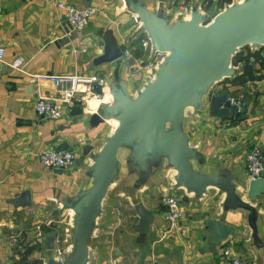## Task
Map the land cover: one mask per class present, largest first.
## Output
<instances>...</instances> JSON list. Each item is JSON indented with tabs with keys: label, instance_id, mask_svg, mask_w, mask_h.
<instances>
[{
	"label": "water",
	"instance_id": "water-1",
	"mask_svg": "<svg viewBox=\"0 0 264 264\" xmlns=\"http://www.w3.org/2000/svg\"><path fill=\"white\" fill-rule=\"evenodd\" d=\"M88 1L83 0L84 7ZM114 1L121 3L114 17L128 16L116 28L131 27L133 31L120 43L110 28L95 32L102 43V54L92 66L108 65L109 71L92 91L107 96L108 101L93 110L76 102L66 124L57 128L68 135L52 151H67L104 128L107 134L97 149L81 147L74 166L80 168L85 163V168L76 187L63 189L48 200L56 206L51 215L66 219L62 227L63 254L59 258L54 255L55 232H46L42 264L88 263L102 203L115 183L121 186L118 194L128 201L136 217V243L143 244L151 212L143 207L139 194L165 182L169 190H180L193 201L209 191L214 193L213 201L220 197L216 218L204 225L209 248L217 249L232 232L226 217L238 215L240 225L249 230L247 245L255 264L262 242L257 207L247 201L264 193V178L246 182L243 175L208 158L202 147L193 146L186 114L215 121L236 118L221 106V96L208 99V94L213 85L252 71L248 64L233 66L231 59L243 49L249 54L264 49V0L231 1L220 9L219 0H211L204 9V0H188L185 15L168 8L166 0H108ZM142 34L148 43L147 59L155 55H161V59L147 70V82L132 92L136 75L126 72L136 66V61L125 53ZM144 63L136 67L145 70ZM112 121L117 123L114 128ZM61 172L53 169L56 175ZM161 172L165 174L161 176ZM11 205L29 207L28 191L16 195Z\"/></svg>",
	"mask_w": 264,
	"mask_h": 264
},
{
	"label": "crops",
	"instance_id": "crops-1",
	"mask_svg": "<svg viewBox=\"0 0 264 264\" xmlns=\"http://www.w3.org/2000/svg\"><path fill=\"white\" fill-rule=\"evenodd\" d=\"M57 2H64L78 10L86 8L83 0H0V48L3 50L0 63V264H22L19 254L30 247L38 249L26 256L27 261L35 260L37 264H42L43 246L34 238V229L51 222L52 227L60 231L59 225H64L66 219L51 215L56 206L48 200L63 189L71 191L75 188L85 168V163L80 168H75L73 163L69 173L56 175L53 170L39 164L37 154L53 150L68 135L67 131L59 132L57 128L66 124L68 112L75 103L58 120L38 117L33 111L34 101L37 97H51L54 92L46 83L29 84L27 75L81 72L102 77L109 71V66H92V61L102 54V43L95 32L110 28L120 43L133 31L131 27L116 28V25L128 20L126 15L114 17L121 4L119 1L89 0L87 7H93L94 12L85 30L80 33L68 29L61 12L55 8ZM207 2L204 0L202 9L206 8ZM166 6L176 10L167 3ZM81 47L85 48L84 53L71 52ZM262 54L261 57L264 56ZM131 56L136 61L134 54ZM17 57L24 60L23 74L7 66ZM253 65H250L253 68L250 75L257 77L254 81H246L243 85L221 82L208 94V99L217 96L224 99L227 93L244 92L247 107L242 114L236 115L235 119L220 121L186 114L187 129L192 135L191 144L202 147L208 158H214L243 175L246 182L244 156L254 142L262 151L264 178V70L255 71L257 64ZM133 69L126 73L134 74ZM137 89L132 85V92ZM107 101L104 97L95 102L97 105ZM96 105L87 107L93 110ZM111 125L116 127V121H112ZM106 134L107 129L104 128L68 151L74 149L76 153L71 151L76 160L82 146L91 145L92 150H95ZM52 140L55 142L49 144ZM25 190L29 194L30 206L14 208L11 205L13 198ZM162 194L176 197L183 212L176 228L170 231L161 217L164 208L159 198ZM213 194V191H209L200 200L193 201L180 190H169L167 185L144 189L139 199L143 207L151 212V219L141 245L136 243V217L132 209L129 217L135 223L132 229L136 234L134 238L126 239V245L124 233L117 229L119 211L111 208L105 211L103 201L87 264H149L152 257L159 264H224L222 249L225 246L247 258L248 264H253L252 253L247 245L249 230L240 225L238 215L226 217L233 226L232 232L217 245V249L209 248L204 225L216 218L221 200L218 197L213 201ZM120 198V194H115L113 200ZM247 202L257 207L262 242L261 248L256 251L258 257L255 264H264V193Z\"/></svg>",
	"mask_w": 264,
	"mask_h": 264
},
{
	"label": "built area",
	"instance_id": "built-area-1",
	"mask_svg": "<svg viewBox=\"0 0 264 264\" xmlns=\"http://www.w3.org/2000/svg\"><path fill=\"white\" fill-rule=\"evenodd\" d=\"M99 1V0H96ZM237 2L238 0H229ZM166 3L173 8L179 14H186L188 10V0H166ZM55 8L58 9L62 18L71 32L80 33L83 32L88 24V19L94 12L93 7H86L83 9H75L71 5L64 2H57ZM143 51L148 47L147 41H141L139 44ZM137 48L130 46L125 53V56H130L135 52ZM73 54L80 52L84 53L85 48L81 47L78 50H72ZM3 56V50L0 48V63ZM253 60L249 58L248 63H252ZM7 66L23 74L24 60L21 57H17L12 60ZM150 68L149 65L145 66V70ZM29 84H42L46 83L53 89V95L51 97H37L33 103L34 113L43 119L58 120L61 118L68 108L76 102L81 105L87 104L88 100L100 101L105 96L94 94L92 91L93 86L101 85V77L95 75H83L80 72H76L68 75H27ZM222 107H226L231 110L235 115L242 114L247 107V96L244 92L238 91L235 94H228L224 97ZM37 160L39 164L47 169H59L62 172L70 170L73 167L75 155L72 151H63L55 153L52 150L42 151L37 154ZM244 169L246 172L247 181H253L263 177V155L260 146L257 143L250 144L245 156H244ZM159 202L164 208L162 213V219L167 227V230L176 228L178 221L183 217V212L178 207V200L174 196L168 194H162L159 198ZM51 222H46L41 226H36L34 229V238L43 243L44 234L46 232L54 231L55 236L52 239V251L56 257H61L63 254V236L62 229L57 232L52 227ZM44 229L48 231L44 232ZM222 258L224 264H248L247 258L242 255L233 253L229 246H225L222 249ZM149 264H159L155 257L150 259Z\"/></svg>",
	"mask_w": 264,
	"mask_h": 264
},
{
	"label": "rangeland",
	"instance_id": "rangeland-1",
	"mask_svg": "<svg viewBox=\"0 0 264 264\" xmlns=\"http://www.w3.org/2000/svg\"><path fill=\"white\" fill-rule=\"evenodd\" d=\"M145 39L146 38H145V36L143 34L142 35H139L138 39L135 40L134 42H132L133 44H131V46L133 45V46H135V48H138V47L140 48V46H139L140 42L141 41H146ZM262 52L264 54V49H263ZM241 53H242V55H245L246 52L244 51V52H241ZM133 54H138V56L136 57V59H137L136 60V66L137 67L141 63H144V62H145L144 63V66L149 65L151 67V66H154V64H156L157 62H159L160 59H161V55H155V57L150 58V59H147L148 47L144 51L142 49L135 50V52ZM136 66L133 69V73L136 75L135 82L133 83V88H135V87L141 88V86L145 82H147V80L149 79V77L147 75L148 74L147 73V70H144L143 68H137ZM233 66H235V65H233ZM81 74L87 75V76H89V75H95V76H97L95 73H91V74L90 73H81ZM218 86H219V83L213 85L212 86V89L210 90V92H213V90L216 89ZM71 150L73 152H75L74 149H71ZM64 172H68L69 173V170H66ZM165 173H167L166 175L170 178V171H167ZM165 173H162L161 172V176H163ZM165 185H167L166 182H165ZM121 189L122 188H121V186H119L118 183H115L114 186H111L110 187V189H109V191H108V193H107V195H106V197L104 199V202H105L104 203V208H105V211H107L109 208L114 209V210L116 209L117 211H119V213H118L119 216L117 217L119 219L117 229H120V231L124 233V235H125V237H124V240L125 241L124 242L127 245V240L126 239L128 237H130V239H132V238H134V236L136 234V233H134V231L132 229V226L135 223H134L132 217H129L130 214H131V206L129 205L128 201L125 200L123 197H121L120 199H117V200H113L114 195L115 194H118L121 191ZM144 192H146V191H144ZM110 204H112L111 207H110ZM178 207L181 208L180 204H178ZM161 217H162V214H161ZM62 227H63V223L61 225H59V229L61 230ZM117 229H115V231L119 232V230H117ZM40 243L43 246V243L42 242H40ZM131 243H132V241H131ZM132 245H133V243H132Z\"/></svg>",
	"mask_w": 264,
	"mask_h": 264
},
{
	"label": "trees",
	"instance_id": "trees-1",
	"mask_svg": "<svg viewBox=\"0 0 264 264\" xmlns=\"http://www.w3.org/2000/svg\"><path fill=\"white\" fill-rule=\"evenodd\" d=\"M211 0H208L207 4H206V8L208 7V5L210 4ZM229 0H219L218 1V9L222 6V4L224 3H228ZM262 50H259L256 53L253 54H249L248 51H246V49H243L242 51H245V55H242V51H240L239 53L235 54L232 59H231V64L232 65H236V64H247L249 58H251L253 60V63H251L250 65L253 64H257V67L255 69V71H259V70H264V56L261 57L260 53H262ZM264 55V54H263ZM134 57L136 58L137 55L134 54ZM254 66V65H253ZM252 67V66H251ZM253 71V70H252ZM252 71H246L240 75L235 76L233 79L227 81V80H223V84L227 83L230 85H243L246 81H254L255 79H257L256 76H251L250 74L252 73ZM237 92V91H236ZM236 92H231V93H227L228 94H235ZM45 231H48V229H44ZM38 249L37 247H30V248H25L24 251L22 253L19 254L20 256V262L22 264H37V262L35 260H30L27 261L26 256L31 253L32 251Z\"/></svg>",
	"mask_w": 264,
	"mask_h": 264
},
{
	"label": "bare ground",
	"instance_id": "bare-ground-1",
	"mask_svg": "<svg viewBox=\"0 0 264 264\" xmlns=\"http://www.w3.org/2000/svg\"><path fill=\"white\" fill-rule=\"evenodd\" d=\"M107 99H108V97L105 96V100H107ZM91 105H96V102L94 100H88L87 101V106H91Z\"/></svg>",
	"mask_w": 264,
	"mask_h": 264
},
{
	"label": "flooded vegetation",
	"instance_id": "flooded-vegetation-1",
	"mask_svg": "<svg viewBox=\"0 0 264 264\" xmlns=\"http://www.w3.org/2000/svg\"><path fill=\"white\" fill-rule=\"evenodd\" d=\"M242 52H244V51H242Z\"/></svg>",
	"mask_w": 264,
	"mask_h": 264
}]
</instances>
